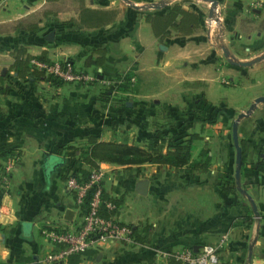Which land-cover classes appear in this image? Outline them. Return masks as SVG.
I'll list each match as a JSON object with an SVG mask.
<instances>
[{"label":"crops","instance_id":"crops-1","mask_svg":"<svg viewBox=\"0 0 264 264\" xmlns=\"http://www.w3.org/2000/svg\"><path fill=\"white\" fill-rule=\"evenodd\" d=\"M134 1L136 6L130 0H0V264H47L46 254L56 247L43 230L79 219L80 205L66 179L88 167L81 149L90 145V136L125 141V130L137 139L167 133L165 125L154 121L167 117L159 107L165 103L160 98L170 83L169 69L177 75L172 87L193 86L205 78L211 101L227 99L220 97L227 93L243 103V111L264 96V58L243 65L237 71L243 72V85L231 87L217 84L216 59L205 56L217 49L216 35L224 42L264 38V29L237 33L242 16L264 20V0ZM157 1H162L160 7L147 6ZM176 2L197 12L200 24L189 34L170 27L162 39L143 16L165 12ZM213 6L220 10L218 19L212 16ZM83 7L116 9L117 15L106 24L86 26L80 21ZM223 21L225 28L217 31ZM51 30L53 40L48 39ZM202 38L209 46L201 47ZM228 43L221 44L225 54L231 51ZM19 47L51 60L71 59L93 79L55 83L32 72L20 76L14 66ZM98 48L105 49L103 63L86 64L91 55H101ZM246 49L256 52L254 46ZM125 73L131 75L130 87L106 89L117 86L115 77ZM123 122L130 124L120 127ZM213 132L222 136L201 147L211 156L205 167L191 163L199 158L201 149L196 153V147L191 162L179 167L101 161L104 189L122 199L117 218L132 223L136 232L129 241L98 240L77 264H170V252L196 249L205 242L220 243L221 264H264V172L256 166L264 156V101L239 122L245 141L240 184L232 129L219 126Z\"/></svg>","mask_w":264,"mask_h":264},{"label":"trees","instance_id":"trees-1","mask_svg":"<svg viewBox=\"0 0 264 264\" xmlns=\"http://www.w3.org/2000/svg\"><path fill=\"white\" fill-rule=\"evenodd\" d=\"M117 15L116 9H96L90 7H83L80 13V21L86 26H100L113 20ZM143 19L149 21L153 25V29L157 36L162 39L167 34L170 27H175L181 34H189L193 32L200 24L199 14L193 10L186 9L179 2L174 3L167 11L158 13H146ZM97 52L101 55L94 58L92 55L86 59V64H102L104 61V48H98ZM15 63L14 66L20 76H26L29 72L35 74V76H44L51 79L55 83L64 82L58 76L53 74L46 75L43 70L37 68L31 63V59L36 57L38 59L52 61L45 53L40 55H31L27 53L24 47H19L14 51ZM121 79L126 83L130 82L131 75H124ZM122 81V82H123ZM120 85V84H119ZM220 113V111H219ZM217 113V115L219 114ZM201 138L198 132H192L186 137L168 142V147L164 150L167 141L160 139L157 144L149 143L146 147L137 144L136 142L127 139L125 141H119L116 138L111 140H99L96 136H90V145L82 150L83 160L88 164L87 168H83L79 173V180L86 181L89 179L93 169L100 166L101 161L117 162L119 164H139L143 162L160 163L169 166L179 167L191 162L193 150L195 148V142ZM243 146V161L245 159V141L241 139ZM71 155H75V152H71ZM211 162V156L206 149L200 150L199 158L194 160L192 165L196 168L208 166ZM259 170L264 172V156H261L256 163ZM95 191V186L91 187L86 195L85 206L87 202L92 198ZM4 194V187L0 186V202ZM75 197V195H74ZM102 203L99 208V212L108 217L112 214H118L121 198L112 197L105 189L102 192ZM105 200H111L117 204V208L109 210L106 207ZM148 227L145 228V230ZM136 232L135 228L133 233ZM141 240L142 236H136ZM61 245H57L56 249ZM85 251L72 253L68 257L67 264H77L80 260L81 254ZM170 264H182V262L175 256H170ZM222 264H231L225 262Z\"/></svg>","mask_w":264,"mask_h":264},{"label":"rangeland","instance_id":"rangeland-1","mask_svg":"<svg viewBox=\"0 0 264 264\" xmlns=\"http://www.w3.org/2000/svg\"><path fill=\"white\" fill-rule=\"evenodd\" d=\"M130 2H136L134 0H130ZM158 2V1H157ZM143 4H146L144 2H141ZM153 3V2H151ZM150 3V4H151ZM149 3L147 4V6ZM150 7V6H148ZM212 9L213 11V18L218 19V15L220 13V10L217 9V6ZM153 8V7H152ZM211 16V17H212ZM251 17L245 16L239 23V30L237 31L238 34L251 32L254 29H264V20L257 21L256 18H253L251 21ZM205 28V27H204ZM224 27V21H223V27H217V31L223 30ZM206 29V28H205ZM201 47L205 48L209 46V43L207 42L208 39L202 38L201 39ZM233 40V41H232ZM236 39H227L225 42L220 38L219 35H216V38L213 40L216 44V50L214 52H210L209 54H205V56L210 55L213 56L214 59H216V71H217V84H222L224 86H236V84L240 83V85H243V72L242 74H238L237 71H243V68L241 65H236L233 63L234 60H249L253 59L254 56H257L261 54V52H258L259 50L264 48V38H252L247 39L243 37H238ZM226 41H229V48L230 53L225 54L221 48V44L226 43ZM246 46H254V50L256 54L252 51H248L246 49ZM260 47V48H259ZM204 51V50H202ZM258 52V53H257ZM208 53V52H207ZM263 53V52H262ZM179 63L177 67L179 68L181 65ZM174 69L168 70V85H166L165 88H167V91L164 94H161L160 101H164L165 103H161V107L159 109H163V111L167 112V117H164V120H160L159 118H156L154 122H156L157 125L163 126L165 125L167 130V133H163V128H159L160 132H156L155 134H152V136H146V137H140L137 139V134H132V132H125L121 134V138L130 139L132 138V135H135L133 137L134 141L136 140L137 144H140L142 146H147L149 143L157 144L160 142V139H164L167 142L175 141L178 139H181L183 137H186L191 131L198 132L201 135V138L197 139L195 142L196 149L194 151H197L201 149L202 146H205V142L207 140H214L215 142L218 141L217 136L219 135L218 132H213V129L215 127L219 126H226L228 128V131L232 129V123L238 116V114L243 111V103L241 101H235L231 100L232 96L228 95L227 93H223L220 97H226L227 99H217V102L211 101L207 97L206 93V83L207 80L204 78V80H200L199 83L192 85H186L187 83L183 84V87H175L171 86V82L175 83L174 77ZM207 70H204L202 73L206 75ZM127 75L121 74L119 76H116L115 79H117V86L110 85L109 88L106 89H113L114 88H123L126 89L130 87V83H126L125 81H120V79ZM114 79V81H115ZM131 81V80H130ZM165 81V80H163ZM158 82V78H157ZM120 84V85H119ZM170 85V86H169ZM242 94V100H243V90L240 91ZM223 101V102H221ZM165 104V105H163ZM158 109V108H157ZM158 109V110H159ZM220 111V113H219ZM224 111L226 113H224ZM159 114L162 113L161 111H158ZM217 113H219L217 115ZM166 114V113H165ZM163 115V114H162ZM114 121H111L107 126H112ZM130 123H120V127H126ZM176 131V132H175ZM127 132V133H126ZM218 134V135H217ZM209 136L208 139L206 136ZM217 137V138H216ZM219 137V138H220ZM216 138V139H215ZM220 141V140H219ZM83 150V148L81 149ZM9 177V173H4L3 178L6 179ZM240 181V180H239ZM240 184V182H238Z\"/></svg>","mask_w":264,"mask_h":264},{"label":"built area","instance_id":"built-area-1","mask_svg":"<svg viewBox=\"0 0 264 264\" xmlns=\"http://www.w3.org/2000/svg\"><path fill=\"white\" fill-rule=\"evenodd\" d=\"M31 63L43 70L46 75L53 74L64 81L93 79L87 71L76 68L71 59L48 61L34 57ZM116 82L115 80L113 83L116 84ZM78 176L79 174L68 177L66 185L80 205L79 219L72 225H56L43 230L50 243L55 247L61 245L46 254L47 264H66L70 254L85 251L100 239L114 237L129 241L134 236L132 223L120 221L117 214L105 217L99 212L104 190L100 166L92 170L86 181H80ZM7 179L8 177L4 181L7 182ZM93 186L95 191L85 206L87 192ZM105 203L109 210L117 208V204L111 200H105ZM169 256H175L182 264H221L220 243L205 242L196 249L190 247L170 252Z\"/></svg>","mask_w":264,"mask_h":264},{"label":"water","instance_id":"water-1","mask_svg":"<svg viewBox=\"0 0 264 264\" xmlns=\"http://www.w3.org/2000/svg\"><path fill=\"white\" fill-rule=\"evenodd\" d=\"M213 4L216 3L217 0H210ZM161 3L162 1H159V2H153L151 4H149L148 6L150 7H160L161 6ZM133 6H136L135 4L131 3ZM55 37V31L54 30H51L49 32V35H48V39L50 40H53ZM229 52H226V54L228 55ZM264 58V52L257 55L256 57H254L253 59H250V60H234L233 63L236 64V65H251L253 63H255L256 61H259L261 59ZM259 101H264V96L263 95H260L258 97L255 98L254 102L250 105V107L244 111H241L238 116L236 117V119L233 121L232 123V135H233V141H234V145L236 147V164H237V167H236V172H235V175H236V178L239 182L240 180V175H241V168H242V164H243V146L241 144V139H240V135H239V122H240V119L247 115L256 105L257 102ZM142 185H146V182L143 181L141 182ZM242 191H245V189H243L242 187H239ZM141 191L143 189H140ZM246 192V191H245ZM250 196V199L252 201V204H253V207H254V210L255 212H258V208H257V205L254 201V199ZM72 210H68L67 211V216L68 217H71V214H72Z\"/></svg>","mask_w":264,"mask_h":264}]
</instances>
